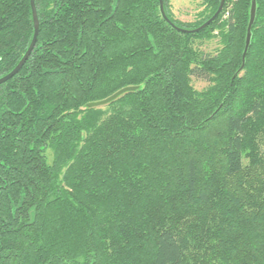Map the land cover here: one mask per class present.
Here are the masks:
<instances>
[{"label":"trees","instance_id":"obj_1","mask_svg":"<svg viewBox=\"0 0 264 264\" xmlns=\"http://www.w3.org/2000/svg\"><path fill=\"white\" fill-rule=\"evenodd\" d=\"M163 1L185 31L221 3L200 0L182 24ZM252 1L226 0L190 34L159 0H35L36 47L0 86V264H264V0L244 58ZM33 37L30 0H0V79Z\"/></svg>","mask_w":264,"mask_h":264},{"label":"water","instance_id":"obj_2","mask_svg":"<svg viewBox=\"0 0 264 264\" xmlns=\"http://www.w3.org/2000/svg\"><path fill=\"white\" fill-rule=\"evenodd\" d=\"M30 2H31L33 21H34V37H33V40L31 42V45H30L27 53L25 54L24 58L20 61L18 66L9 75H7L4 78L0 79V86L4 85L8 81L12 80L17 74H19V72L23 69V67L25 66V64L29 60L30 56L32 55V53H33V51H34V49L36 47L38 36H39V31H40V24H39V19H38V14H37V8H36L35 0H30ZM225 2H226V0H221L219 9L216 12V14L208 22H206L204 25H202L201 27H199V28H197V29H195L193 31H185V30H181V29L177 28L174 24H172V22L166 16L165 8H164V1L163 0H159V5H160V12H161V15H162L163 19L169 25H171L174 29H176L177 31H180V32H184V33L198 34V33L202 32V31H204L205 29H207L210 25H212L220 17V15L222 14L223 9H224ZM255 18H256V0H253L252 1V9H251V20H250V24H249V27H248V36H247V41H246V49H245L244 58H245V55L247 54L248 48L250 46L251 30H252V27L254 25ZM130 91H133V89L124 90V91L120 92L119 94H117L116 96H114L111 99H109L108 101L100 103V104H97V105H93V106H99L101 104H107L108 102H111V101L115 100L122 93L130 92ZM90 107H92V105Z\"/></svg>","mask_w":264,"mask_h":264},{"label":"rangeland","instance_id":"obj_3","mask_svg":"<svg viewBox=\"0 0 264 264\" xmlns=\"http://www.w3.org/2000/svg\"><path fill=\"white\" fill-rule=\"evenodd\" d=\"M170 11L173 18L182 24H191L199 20V15L203 11L200 0H169ZM219 39H212L205 43L203 50L208 54H214L220 48ZM193 86L196 91L201 92L207 87L203 81L193 80ZM105 107L104 104L97 106L100 109ZM49 162L52 163V153H48Z\"/></svg>","mask_w":264,"mask_h":264},{"label":"bare ground","instance_id":"obj_4","mask_svg":"<svg viewBox=\"0 0 264 264\" xmlns=\"http://www.w3.org/2000/svg\"><path fill=\"white\" fill-rule=\"evenodd\" d=\"M217 21V20H216Z\"/></svg>","mask_w":264,"mask_h":264}]
</instances>
